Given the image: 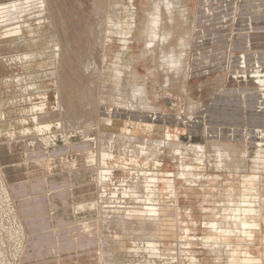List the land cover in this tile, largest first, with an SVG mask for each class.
Wrapping results in <instances>:
<instances>
[{
    "label": "rangeland",
    "instance_id": "rangeland-1",
    "mask_svg": "<svg viewBox=\"0 0 264 264\" xmlns=\"http://www.w3.org/2000/svg\"><path fill=\"white\" fill-rule=\"evenodd\" d=\"M12 1L18 3L15 12L11 4L0 5V143L34 137L44 124L53 135L84 131L88 136L78 138L93 140L89 156L100 147L107 158L100 168L107 175L99 200L100 210L111 207L104 217L105 251L119 254L122 264H242L248 258L250 264H264V153L258 154L254 138L244 140L249 130L264 128L214 129L210 119L198 116L200 102L236 94L240 84L252 85L264 73V0ZM200 26L215 34H193ZM224 30L234 39L230 55L219 59ZM210 38L216 40L203 48L200 43ZM223 72L233 82L227 90L216 80ZM133 84L142 85L146 96L138 97ZM183 118L199 122L177 124ZM203 132L199 154L196 141L181 140H199ZM50 141L46 147L57 143ZM7 184L0 172V264H18L27 240ZM142 187L150 205L129 196ZM123 205L129 214L145 205L158 212L160 232L141 228L139 212L125 220ZM234 248L236 256L230 253Z\"/></svg>",
    "mask_w": 264,
    "mask_h": 264
},
{
    "label": "crops",
    "instance_id": "crops-1",
    "mask_svg": "<svg viewBox=\"0 0 264 264\" xmlns=\"http://www.w3.org/2000/svg\"><path fill=\"white\" fill-rule=\"evenodd\" d=\"M10 1L0 0V5ZM229 30L226 33L223 31V37L227 36V40L222 41L224 47L219 59L222 56L226 59L231 53L233 37ZM200 33L214 35L215 29L208 33L207 26H200L193 34ZM213 39L216 40L210 38L200 45H204V48ZM227 79L225 72L216 77L224 90L233 83ZM240 86L243 89L236 94L222 93L208 104L200 102L202 107L198 116L210 119L207 124L213 128L215 125L235 126L234 129L239 131L264 128L263 90L259 88L261 93L251 83ZM77 139L76 143L50 148L46 145L41 147V141L32 146L30 138L0 143V172L8 183L27 240L18 264H103L97 252L100 232L104 228L100 203L95 205V210L91 208L96 212L94 216H86V211L84 213L81 208H88L90 202H99L104 183L98 182L97 178L93 181L96 166L87 165L86 162L88 151H92V148L87 149L91 141ZM95 182L99 184L94 185ZM98 189L100 194L96 196ZM77 206L85 217L77 216Z\"/></svg>",
    "mask_w": 264,
    "mask_h": 264
},
{
    "label": "bare ground",
    "instance_id": "bare-ground-1",
    "mask_svg": "<svg viewBox=\"0 0 264 264\" xmlns=\"http://www.w3.org/2000/svg\"><path fill=\"white\" fill-rule=\"evenodd\" d=\"M19 1V0H18ZM169 1V0H168ZM17 1H11L10 3H5V4H11L10 5V7L9 8H14V12H15V10H17L18 9V3H16ZM166 4L167 3H169V2H165ZM175 4V3H174ZM1 5H4V4H1ZM156 5V4H155ZM168 6H169V4H167ZM171 5V4H170ZM13 6V7H12ZM175 6V5H174ZM176 6H177V4H176ZM158 7H159V5H158ZM171 7V6H170ZM2 8V7H1ZM9 8H7V10L9 9ZM155 8V7H154ZM160 9V8H159ZM169 9V8H168ZM171 9H172V7H171ZM1 10V9H0ZM6 10V11H7ZM157 11V10H156ZM186 11V10H185ZM188 11V10H187ZM2 12V11H1ZM5 12V11H4ZM22 12V11H21ZM28 12V11H27ZM17 13V12H16ZM19 13V12H18ZM2 14V13H1ZM13 14V13H12ZM157 14V13H156ZM14 15V14H13ZM6 16V15H5ZM8 17V16H7ZM15 17H17V16H15ZM18 18V17H17ZM133 18H134V16H133ZM161 18V17H160ZM186 18V17H185ZM11 19V18H10ZM131 19V18H130ZM12 21V20H11ZM131 22V21H130ZM121 23V22H120ZM131 23H134V22H131ZM150 23V22H149ZM159 23H161V22H159ZM156 24V23H155ZM163 24V23H162ZM161 24V25H162ZM120 25V24H119ZM149 25V24H148ZM115 26V25H114ZM161 27V26H160ZM117 28V27H116ZM119 28H121V26H119ZM131 28V27H130ZM15 31V30H14ZM14 31H12V32H14ZM159 31V30H158ZM161 31V30H160ZM148 32V31H147ZM15 34H16V31L14 32ZM18 33V32H17ZM8 34V33H7ZM10 34H13V33H10ZM158 34V33H157ZM162 34V33H161ZM114 36V35H113ZM129 36V35H128ZM165 36H166V34H165ZM119 37V36H118ZM163 37H164V35H163ZM133 38V37H132ZM160 39V38H159ZM153 40V39H152ZM156 40V39H155ZM149 41H151V40H149ZM154 41V40H153ZM148 45H149V43H147ZM151 47V46H150ZM157 48V47H156ZM188 48H190V43H189V45H188ZM187 48V49H188ZM128 49V48H127ZM145 49V48H144ZM163 49V48H162ZM123 50V49H122ZM149 50V49H148ZM161 51V50H160ZM171 52H172V50H171ZM154 53V52H153ZM121 54V53H120ZM163 54V53H162ZM169 54L171 55V53H168V56H169ZM173 54V53H172ZM154 55V54H153ZM160 55H161V53H160ZM163 55H165V54H163ZM116 57H118V56H116ZM160 57V56H159ZM163 58V57H162ZM174 59H176V58H174ZM163 61H164V58L162 59ZM179 60H180V58H179ZM120 61V60H119ZM174 62V61H173ZM168 63H169V61H168ZM170 63H172V62H170ZM169 63V64H170ZM117 64V63H116ZM165 64H167V62L165 63ZM174 64V63H173ZM177 64V63H176ZM180 64V63H179ZM123 65V64H122ZM129 65V64H128ZM158 66V65H157ZM162 66V65H161ZM168 66V65H167ZM173 66V65H172ZM156 67V66H155ZM171 67V66H170ZM170 67H167V68H169L170 69ZM174 69H176V66H174L173 67ZM158 69V68H157ZM118 71V70H117ZM116 71V72H117ZM186 71V70H185ZM166 72V71H165ZM176 72V71H175ZM120 73H121V71H120ZM177 73V72H176ZM188 73V72H187ZM179 74V73H178ZM116 75V74H115ZM117 76V75H116ZM115 76V77H116ZM120 76V75H119ZM176 76H177V74H176ZM121 78V77H120ZM177 78V77H176ZM180 78V77H179ZM185 79V78H184ZM117 81H118V79H116ZM120 81V80H119ZM118 81V82H119ZM168 82H166V84H167ZM170 83V82H169ZM119 84V83H118ZM121 84V83H120ZM119 84V85H120ZM165 84V85H166ZM252 84H255L256 86H258V88L259 87H264V73L263 72H261L260 74H258V77H256L255 76V80L254 81H252ZM126 85V84H125ZM132 86V85H131ZM133 90H134V92L138 95V97H140L141 98V96H139V95H145L146 96V92H144V87L141 85H137V84H133ZM132 87H130V88H132ZM182 87H183V85H182ZM261 89V88H260ZM130 91H132V89L130 90ZM186 91V90H185ZM187 92V91H186ZM136 94L134 95V96H136ZM117 96H118V93L116 94ZM133 97V96H132ZM131 97V98H132ZM117 98V97H116ZM119 98H121L120 96H119ZM190 98V97H189ZM118 99V98H117ZM143 99V98H142ZM142 99H141V102H142ZM144 99H145V97H144ZM144 99H143V101H144ZM114 101V100H113ZM129 102V101H128ZM131 102V101H130ZM137 102V101H136ZM146 102V101H145ZM194 102H196V101H194ZM193 102V103H194ZM117 103H118V101H117ZM143 103V102H142ZM189 103H190V101H189ZM197 103V102H196ZM196 103H194V104H196ZM125 104V103H124ZM123 104V105H124ZM130 104V103H129ZM138 104V103H137ZM128 105V104H127ZM135 105V104H134ZM139 105V104H138ZM148 105V104H147ZM130 106V105H129ZM129 106H127V107H129ZM141 107H142V105H140ZM143 106H145V107H149V106H146V105H144L143 104ZM193 104H189L188 105V110L190 111V110H193L192 108H193ZM132 107V106H131ZM130 107V108H131ZM135 107V106H134ZM138 108V107H137ZM144 108V107H143ZM135 109H136V107H135ZM127 110V109H126ZM147 110V109H146ZM150 110V109H149ZM195 110V109H194ZM154 111V110H153ZM191 114V113H190ZM192 115V114H191ZM189 116V115H188ZM205 118V117H204ZM203 118V119H204ZM128 119V118H127ZM153 119V118H152ZM156 119H154V121H155ZM36 121V120H35ZM126 122V124H132V122L131 121H129V119L127 120V121H125ZM196 122H199V121H196V119H190V118H183V119H180L178 122H177V124H180V125H185V126H188V127H190V126H192L193 124H195ZM124 123V122H123ZM176 124V125H177ZM22 125V124H21ZM48 125V124H47ZM58 125V124H57ZM147 125V124H146ZM152 125L153 124H151V125H149V127H152ZM42 126V125H41ZM44 126H45V124H44ZM43 126V130H41V129H39L40 130V133H38L37 135H35L34 137H32V138H30V145H32V146H34V145H37L38 144V142L39 141H41V140H45V141H41V142H43V143H41L40 144V146L41 147H43V146H45V145H47V146H51L52 144V141H50V140H53V141H55V142H57V143H55L52 147H56V146H59V145H61V146H64V145H66V144H70V143H76V141L78 140L77 138H78V136H84V137H86V136H88L87 134H85L84 133V131H76V129H63L64 131H60V132H64V134H57V135H53V133H47L46 131V129L47 128H45ZM59 126V125H58ZM37 127V126H36ZM156 127V126H155ZM160 127V126H159ZM158 126H157V128L156 129H158L159 128ZM48 128H50V127H48ZM56 128V127H55ZM45 130V131H44ZM92 130H94V129H91V131ZM98 130V129H97ZM160 130V129H159ZM169 130V129H168ZM30 131V130H29ZM68 131V132H67ZM28 132V131H27ZM67 132V133H66ZM96 132V131H95ZM128 132V131H127ZM249 132V134L247 135V137L244 139L245 141L248 139L249 141H250V138H254L255 139V141H256V144L260 147L257 151L259 152L258 154L259 155H262L263 153H264V129H257V130H255V131H253V133H251L250 132V130L248 131ZM167 133V132H166ZM96 134V133H95ZM206 134V132H203V133H201V135H202V137L203 138H200L199 140H194V139H192L191 137H187V138H185V137H182V139L181 140H185V141H190V142H193V141H196V143L194 142L193 143V145H195V149H196V151H197V153L199 152V151H201V152H203V148H202V146H201V142H205V140H204V136H206L205 135ZM114 135V134H113ZM121 135V134H120ZM118 136L117 135V137H122V136ZM125 136V135H124ZM127 136H130L129 134L127 135ZM107 137H108V135H107ZM106 137V138H107ZM167 137H168V140L170 141V137H171V134H167ZM95 138V137H94ZM111 138H113V137H111ZM111 138H109V139H111ZM123 138V137H122ZM121 138V139H122ZM125 138V137H124ZM129 138V137H128ZM176 138H178V137H176ZM228 138L229 139H231V136L229 135L228 136ZM131 139V138H130ZM133 139V138H132ZM140 139V138H139ZM175 139V138H174ZM29 140V139H28ZM83 140V139H82ZM92 140V139H91ZM97 140V139H96ZM147 139H145V141H146ZM155 140V139H154ZM168 140H166L167 142H168ZM47 141H50V142H47ZM93 141V140H92ZM91 141V142H92ZM109 141V140H108ZM134 141V140H133ZM139 142H141L140 140H138ZM149 141V140H148ZM147 141V142H148ZM152 141V140H151ZM159 141V140H158ZM160 141H163V140H160ZM159 141V142H160ZM165 141V140H164ZM176 141V140H175ZM180 141V140H179ZM178 141V143H180ZM99 142V141H98ZM101 142V141H100ZM110 142H112V141H110ZM136 142V141H135ZM153 142V141H152ZM174 142V141H173ZM113 143V142H112ZM128 143H129V141H128ZM132 143V142H131ZM134 143V142H133ZM151 143V142H150ZM156 143V142H155ZM170 143V142H169ZM177 143V142H176ZM99 144V143H98ZM125 144V143H124ZM157 144H158V142H157ZM173 144H175V143H173ZM205 144V143H204ZM112 145V144H111ZM128 145V144H127ZM171 145V144H170ZM176 145V144H175ZM179 145V144H178ZM181 145H182V143H181ZM189 145H190V143H189ZM224 145H226V144H224ZM168 146V145H167ZM183 146V145H182ZM181 146V147H182ZM220 146V145H219ZM222 146V145H221ZM233 146V145H232ZM168 147H170V146H168ZM176 147V146H175ZM174 147V148H175ZM177 147H179V146H177ZM186 147H189V146H186ZM186 147H184V149L186 148ZM235 147V146H234ZM99 148L100 147H98V150H97V152L95 153V155H93V156H89L87 159H86V162H87V165L89 164V165H93L95 162L97 163L96 164V170H95V173H97L96 175V178H97V180H98V182L100 181V182H105V176H104V173H105V171H102V169H100L101 167H103L102 165H105V160L107 159L106 158V155H104L103 153H100V151H99ZM109 148V147H108ZM190 148V147H189ZM188 148V149H189ZM132 149V148H131ZM173 149V148H172ZM142 151L141 152H143L144 153V151H146L147 152V150H146V148H145V150L143 151V149H141ZM157 150V149H156ZM176 150V151H175ZM175 150H172V151H174V152H177V149L175 148ZM179 150V149H178ZM235 150V149H234ZM222 152L223 151H225V150H221ZM257 151H256V153H257ZM155 152V151H154ZM226 152H228V151H226ZM149 153V152H148ZM185 153V152H184ZM183 153V154H184ZM188 153V152H187ZM186 153V154H187ZM195 153V152H194ZM225 153V152H224ZM234 153V152H233ZM199 154V153H198ZM205 154V153H204ZM217 154H221V153H217ZM226 154V153H225ZM257 154V155H258ZM139 155V154H138ZM154 155V154H153ZM180 155H181V153H180ZM197 155V154H196ZM222 155H223V153H222ZM227 155V154H226ZM258 155V156H259ZM101 156H102V158H101ZM183 156V155H182ZM189 156V155H188ZM224 156V155H223ZM108 157V156H107ZM230 157V156H229ZM262 157H264V156H262ZM203 158V157H202ZM222 158V157H221ZM99 160V161H95V160ZM196 159V158H195ZM218 159H220V158H218ZM264 159V158H263ZM260 160V159H259ZM258 159L256 160L257 162L259 161ZM1 161V160H0ZM108 161V160H107ZM261 161V160H260ZM74 162V161H73ZM125 162V161H124ZM220 162H221V159H220ZM219 162V163H220ZM262 162V161H261ZM128 163V162H127ZM126 167V166H125ZM124 167V168H125ZM262 167V166H261ZM188 168H190V167H188ZM237 168H239V166L237 167ZM54 169V168H53ZM74 169V168H73ZM108 169V168H107ZM222 169V168H221ZM91 172L93 171L91 168L89 169ZM183 170V169H182ZM219 170V169H218ZM106 174V173H105ZM111 174V173H110ZM107 175V174H106ZM182 175V174H181ZM184 175V174H183ZM182 175V176H183ZM196 176V175H195ZM104 178V179H103ZM147 178V177H146ZM184 178V177H183ZM151 179V178H150ZM173 180H174V177L172 178ZM96 180V181H97ZM149 180V179H148ZM152 180H153V178H152ZM155 180H157V179H155ZM83 181V180H82ZM188 181V180H187ZM98 182H95V183H93L94 185L97 183V184H99ZM148 182H150L151 183V181H148ZM156 182V181H155ZM165 183H167L166 181H164ZM176 182V181H175ZM154 183V182H153ZM192 183V182H191ZM146 184V183H145ZM168 188H172V191H173V184H174V182H173V184H172V182H170L169 180H168ZM105 185V184H104ZM143 185V184H142ZM143 187H149L148 185H143ZM143 187H142V190H137V189H135V190H132V192H130L129 191V193H133V195H131V194H129V196L130 197H132V198H137V199H139V200H141L143 203H145V204H148V205H150V203H151V201L146 197V198H144L143 196H145L146 194L145 193H147V195L149 196V192H146V190L145 189H143ZM171 191V193H173ZM170 192V191H169ZM169 195V194H168ZM174 195V194H173ZM240 195V194H239ZM127 194H123V198L124 199H126V198H128L129 197ZM150 196H151V193H150ZM245 197V196H244ZM100 200V199H99ZM245 200H246V198H245ZM244 201V200H243ZM221 202V201H220ZM99 203H100V201H99ZM98 204V201H96V203L95 202H90L89 204H87V206H88V208H81L82 210H84V213H85V211H86V216H91V215H95L94 213H96L95 211H92L93 209H94V207H95V205H97ZM103 205V204H102ZM144 205V204H143ZM101 206V205H100ZM241 207V206H240ZM91 208H93V209H91ZM96 208V207H95ZM113 208V207H112ZM122 209V216H123V218H125V220H127L129 217H137L138 216V213L137 212H139V214H140V216L141 217H138V220H136V222L138 221V223H140L139 225L141 226V228H142V225L144 226V227H146L147 229H148V231L147 232H149V231H152V230H156V232L157 233H159L160 232V227H158V223H157V221H158V219H159V214H158V212L156 213L154 210H152L151 208H149V207H147L146 205L145 206H141V209H139V210H137L135 207L133 208V210L134 209H136V211L134 210V212L133 213H135V214H133V213H131V214H129L128 213V208H129V206H128V208H126V207H124V205L121 207ZM80 209V207L79 206H77V207H75V210H77L76 211V214H77V216L79 215V217H85V215H83V213L80 211L81 210ZM101 209H102V213H101V215H100V217H102V215L105 217V212H109L110 210H111V207H106V206H102L101 207ZM74 210V211H75ZM95 210V209H94ZM132 210V209H131ZM148 210V211H147ZM80 211V212H79ZM237 210H234L233 212H236ZM132 212V211H131ZM129 214V215H128ZM74 215V214H73ZM82 215V216H81ZM147 215V216H146ZM76 216V215H75ZM129 216V217H128ZM74 217V216H73ZM76 218V217H75ZM79 219V218H78ZM104 219V218H103ZM123 220V219H122ZM143 221H145V222H143ZM151 221V222H150ZM102 223V222H101ZM112 224V223H111ZM118 224L119 225H121V226H123V228H125L124 226H125V221L123 222H118ZM129 225V224H128ZM229 225V224H228ZM242 227L244 228V226H245V222H243L242 223ZM127 226V225H126ZM212 226H213V228L214 229H216V230H219V232H222L221 231V229H218L219 227H218V225L217 224H212ZM104 227V226H103ZM254 227V226H253ZM114 228V227H113ZM121 228V227H120ZM127 228V227H126ZM138 228V227H137ZM140 228V227H139ZM232 228V227H231ZM86 230V229H85ZM123 230V229H122ZM127 230V229H126ZM142 231H144V230H142ZM228 232V231H227ZM226 232V233H227ZM153 233V232H152ZM224 233V232H223ZM230 232H228V234H229ZM227 234V235H228ZM242 234H244L245 236H247V237H250V233H244V231L242 232ZM231 235V234H230ZM107 236V234L105 233V231H104V228H102V232H100V237H99V243H97L98 244V254H99V258L101 257V262L103 263V264H122L121 263V260H119V258L117 257L118 255H116L115 253H112V255L111 254H109V253H106V245L108 244V240H109V238H107L106 237ZM141 238H143V237H141ZM242 238V237H241ZM251 238V237H250ZM134 241V240H133ZM151 242H153V241H151ZM149 243V245L148 246H152V243ZM157 242V241H156ZM190 243V242H189ZM221 244V243H220ZM187 245V244H186ZM111 246V245H110ZM204 246V245H203ZM174 247V246H173ZM154 251H155V249L157 248H154V246L153 247H151ZM158 249V248H157ZM159 250V249H158ZM233 250H235V251H232V252H230L231 253V255L233 256H236L237 255V251H238V249L237 248H234ZM134 251V250H133ZM146 251V250H145ZM221 252V251H220ZM223 253V252H222ZM138 254V253H137ZM138 255H140V254H138ZM149 255V254H148ZM156 255V254H155ZM141 256V255H140ZM231 258V257H230ZM233 259H235V258H233ZM236 260V259H235ZM240 261V260H239ZM252 261H253V259H250V258H248V260H246V261H244L242 264H250V263H252ZM155 262V261H154ZM230 262V261H229ZM231 263V262H230ZM126 264V263H125ZM214 264V263H213Z\"/></svg>",
    "mask_w": 264,
    "mask_h": 264
}]
</instances>
